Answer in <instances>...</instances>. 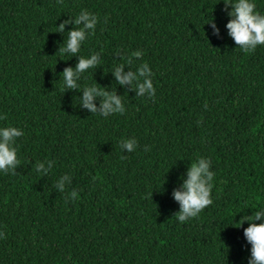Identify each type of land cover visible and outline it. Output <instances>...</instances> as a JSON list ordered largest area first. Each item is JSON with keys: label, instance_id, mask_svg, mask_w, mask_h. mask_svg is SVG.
Instances as JSON below:
<instances>
[{"label": "trees", "instance_id": "16d2710c", "mask_svg": "<svg viewBox=\"0 0 264 264\" xmlns=\"http://www.w3.org/2000/svg\"><path fill=\"white\" fill-rule=\"evenodd\" d=\"M81 9L96 28L79 53H62L78 26L57 27ZM230 10L223 0H0V126L24 132L15 173H0V264H247L249 222L235 223L264 206V45L236 48ZM134 50L123 71L146 61L151 99L112 75ZM93 52L100 63L81 87L63 88V69ZM92 84L124 113L100 116L101 97L95 113L83 107ZM127 138L132 152L120 148ZM197 156L211 161L212 202L180 223L172 194Z\"/></svg>", "mask_w": 264, "mask_h": 264}, {"label": "clouds", "instance_id": "9594fccd", "mask_svg": "<svg viewBox=\"0 0 264 264\" xmlns=\"http://www.w3.org/2000/svg\"><path fill=\"white\" fill-rule=\"evenodd\" d=\"M225 5H231V10L228 12L230 19L225 27L228 30V35L232 38L236 48L244 52H251L259 45H264V12L256 10L254 0H223ZM74 23L75 27L67 32V38L60 47L59 51L75 55L80 52L82 43L90 36L98 23L96 14L81 9L75 15L73 21H64L57 27V31H63L65 24ZM213 32L218 33L215 24H211ZM120 51V50H117ZM142 53L140 50H134L125 55L122 54L124 63L116 64L112 68V75L120 84L132 83L135 81L137 97H154L155 88L152 83V71L146 61H141L135 71H123L124 64H133V58L139 60ZM100 63L97 53L93 52L88 56L80 55L75 68L66 67L62 72L63 88L75 89L81 87L77 81L80 79V74L85 70L93 68ZM96 97H101L100 116H109L111 114H123L125 107L122 104L121 98L105 91L96 84L82 87V96L80 104L86 107L90 112L97 111L93 100ZM24 135L21 128L7 124L0 126V173H12L19 160L17 159V149L15 141L18 137ZM120 148L132 152L137 148L135 138L122 139ZM145 151L149 147L145 145ZM53 161H49L48 167L45 168L43 163L35 165V171L41 175L52 169ZM211 161L205 156H197L186 171V179L183 180L182 189L173 192V198L179 204V211L175 213L178 222L197 217L198 214L208 206L212 201L210 198L211 189L213 187L214 172L210 170ZM70 177L69 174H64L59 177L54 186L65 192V182ZM78 199L75 192L66 193V202L68 200ZM251 216H244L235 225L239 227L245 220L248 226L244 228V237L250 244V257L247 264H264V206H258ZM255 221H260L256 223ZM0 238H4V233L0 231Z\"/></svg>", "mask_w": 264, "mask_h": 264}]
</instances>
